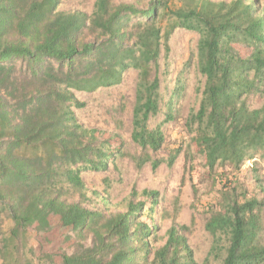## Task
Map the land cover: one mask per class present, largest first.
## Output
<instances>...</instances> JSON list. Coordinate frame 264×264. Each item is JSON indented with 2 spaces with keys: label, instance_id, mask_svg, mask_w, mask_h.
<instances>
[{
  "label": "trees",
  "instance_id": "obj_1",
  "mask_svg": "<svg viewBox=\"0 0 264 264\" xmlns=\"http://www.w3.org/2000/svg\"><path fill=\"white\" fill-rule=\"evenodd\" d=\"M62 2L0 0V264H45L35 247L52 231L53 215L72 241L70 253L56 255L59 264H200L188 240L195 216L191 226L180 225L176 209L165 243L154 249L158 191L133 188L114 206L87 187L81 172L109 171L113 155L108 141L74 111L86 107L76 91L121 85L130 69L137 70L131 138L139 152L125 156L139 171L147 164L154 172L164 163L172 168L183 148L171 150L168 159L154 158L167 137L149 121L161 111L158 71L178 29L199 35L197 69L205 81L185 128L205 155L208 179L220 186L217 203L203 205L212 252L222 246L221 264H264V197L238 178L247 162L264 161V103L258 109L248 104L264 99V5L95 0L88 14L62 10ZM240 37L255 49L249 57L233 46ZM173 119L166 113L165 122ZM192 160L188 150L185 174ZM192 191L196 212L197 184Z\"/></svg>",
  "mask_w": 264,
  "mask_h": 264
},
{
  "label": "rangeland",
  "instance_id": "obj_2",
  "mask_svg": "<svg viewBox=\"0 0 264 264\" xmlns=\"http://www.w3.org/2000/svg\"><path fill=\"white\" fill-rule=\"evenodd\" d=\"M119 2L121 0H115ZM129 1V0H125ZM264 5V0H260ZM95 0H63L60 9L81 10L92 14ZM199 35L183 29L174 32L170 39V52L163 53L158 76L162 95L161 111L151 118L149 127H161L167 137V147L154 158L168 159L171 150L182 147V153L172 168L165 163L155 172L150 164L141 171L137 170L133 161L125 155H135L138 146L132 141L133 108L136 99L138 71L130 69L121 85L111 88H101L94 93L76 91L78 99L86 103L84 109H75L80 123L90 129L102 141H108L113 158L107 172H81V176L90 190L98 191L108 196L116 206L136 188L138 191L156 190L160 193L161 205L155 216L159 226L157 238L152 242L153 248L162 246L167 239V230L172 224L169 215L175 216L180 225L191 226L195 216V226L188 236L189 244L194 250L198 263L209 258L210 264H221L225 257L222 246L215 252L214 238L205 230V211L203 205L217 203L216 192L220 188L217 181H210L203 151L192 142L187 133L186 120L199 109L201 91L205 78L197 69V45ZM233 46L238 53L246 58L254 52V47L247 44L241 37L234 41ZM264 103L262 97L251 98L248 102L252 109L260 108ZM173 112L175 119L165 122L166 113ZM190 150L193 160L188 164L185 174V156ZM190 171V172H189ZM185 174V185L181 188V180ZM250 193L264 197V161L258 156L246 163L238 175ZM199 187L201 198L196 204V212L191 208L193 203L192 184ZM262 189V190H260ZM209 193L211 195L209 196ZM179 198L178 204L175 199ZM52 231L37 239L35 253L45 264H59L56 255L70 253V232L59 217L50 218ZM264 244V231L262 233ZM34 245V243H33ZM219 246V244H218ZM217 246V247H218ZM52 255V256H50ZM36 258V259H37Z\"/></svg>",
  "mask_w": 264,
  "mask_h": 264
}]
</instances>
